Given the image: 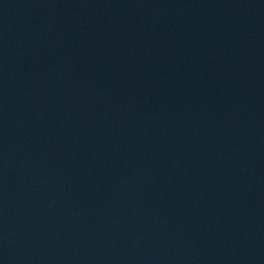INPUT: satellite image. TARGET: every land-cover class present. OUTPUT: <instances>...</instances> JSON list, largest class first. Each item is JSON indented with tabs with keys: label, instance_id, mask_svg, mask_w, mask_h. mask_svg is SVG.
Here are the masks:
<instances>
[{
	"label": "water",
	"instance_id": "95a60500",
	"mask_svg": "<svg viewBox=\"0 0 264 264\" xmlns=\"http://www.w3.org/2000/svg\"><path fill=\"white\" fill-rule=\"evenodd\" d=\"M0 264H264V0H0Z\"/></svg>",
	"mask_w": 264,
	"mask_h": 264
}]
</instances>
